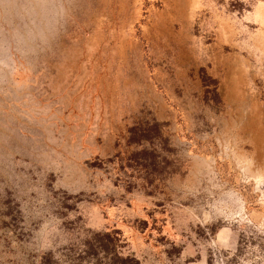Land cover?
Here are the masks:
<instances>
[{"label": "rangeland", "instance_id": "374dc122", "mask_svg": "<svg viewBox=\"0 0 264 264\" xmlns=\"http://www.w3.org/2000/svg\"><path fill=\"white\" fill-rule=\"evenodd\" d=\"M45 257L264 264V0H0V264Z\"/></svg>", "mask_w": 264, "mask_h": 264}, {"label": "trees", "instance_id": "16d2710c", "mask_svg": "<svg viewBox=\"0 0 264 264\" xmlns=\"http://www.w3.org/2000/svg\"><path fill=\"white\" fill-rule=\"evenodd\" d=\"M151 166H152V164H151ZM154 172H156V173H160V171L159 170H157V168L153 165V167H152V173L154 174ZM10 210V209H9ZM8 213H10V212H8ZM90 249L92 250L93 248L92 247H90ZM104 250L105 251H108V247L107 246H104ZM44 259V261H43V263L45 262V264H48L49 262H50V260H48L49 258H47V257H45V258H43ZM41 261V262H42Z\"/></svg>", "mask_w": 264, "mask_h": 264}]
</instances>
